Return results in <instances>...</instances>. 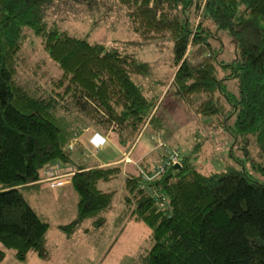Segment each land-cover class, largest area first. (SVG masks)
<instances>
[{
    "label": "trees",
    "instance_id": "obj_1",
    "mask_svg": "<svg viewBox=\"0 0 264 264\" xmlns=\"http://www.w3.org/2000/svg\"><path fill=\"white\" fill-rule=\"evenodd\" d=\"M116 1L126 5L136 35L109 44L46 18L59 2L95 9L106 0H0V261L5 248L22 262L32 250L47 258L49 222L23 188L38 185L54 160L71 162L69 143L86 126L116 125L132 135L148 124L161 127L158 88L170 76L160 77L141 56L151 41L160 48L173 40L176 70L169 92L188 107L196 104L201 115H220L224 103L230 104L220 125L235 139L252 134L264 155V0ZM28 30L60 68L45 96L19 78ZM218 32L233 44L229 61L220 59L222 47L211 41ZM229 79L236 93L227 88ZM200 148L181 153V165H169L150 180L140 172L125 176V206L152 229L144 264H264V181L234 163L205 173L195 162ZM121 170L80 166L71 178L77 215L60 228L71 233L89 218L96 227L105 224L116 190L98 183ZM156 191L167 195L165 206L157 204Z\"/></svg>",
    "mask_w": 264,
    "mask_h": 264
},
{
    "label": "rangeland",
    "instance_id": "obj_2",
    "mask_svg": "<svg viewBox=\"0 0 264 264\" xmlns=\"http://www.w3.org/2000/svg\"><path fill=\"white\" fill-rule=\"evenodd\" d=\"M106 1L95 9H90L85 4L59 2L48 8L46 18L50 22L56 20L76 35H92V38L109 44L112 41L127 42L123 40L135 37L126 13V5L116 0ZM191 11L190 18L196 25L199 17H196L194 9ZM212 27L215 29V26ZM211 41L214 47H222L219 57L223 61H229L234 56L233 44L225 32H218L216 37H211ZM166 43L167 45L157 48L160 50L158 54L164 58L162 60L164 63L169 62L173 55V40H170V43L166 40ZM22 57L19 78L37 95H47L51 78L60 72V68L45 50L41 39L30 30L23 46ZM151 66L153 68V64ZM226 83L229 91L237 92L234 79H229ZM206 96L208 95L200 94L199 98L203 99ZM168 102L167 100L166 103ZM195 105L188 108L193 121L178 133L179 147L176 148L180 152L182 150V153H189L197 145L201 147L198 149L200 151L195 162L205 173L223 169L226 164L234 163L245 167L252 176L264 181V155L254 136L239 135L235 139L232 133L220 125L223 123L224 115L230 112V104L224 103L225 109L222 110L221 117L219 114H198ZM185 115L188 114L180 113L179 118L186 120ZM233 119L234 116L227 118L231 124ZM168 133L165 131V134ZM159 149L164 150V147L161 146ZM55 161L63 160L53 162ZM47 166L40 179H45ZM44 182L31 188H23V193L49 222L47 258H40L32 250L29 252L28 261L22 262L15 258L13 248H5L6 255L0 264H144L142 256L151 247L152 229L138 220L131 213L132 209L124 206L122 202L124 190L122 189L121 193L120 186H114L116 183L119 184V180H115L111 185L114 188L119 187L116 191L120 204L116 203V209L107 212V222L96 227L92 223V218H89L71 233L63 231L60 225L71 222L77 215L76 189L71 182L59 189L48 188Z\"/></svg>",
    "mask_w": 264,
    "mask_h": 264
},
{
    "label": "crops",
    "instance_id": "obj_3",
    "mask_svg": "<svg viewBox=\"0 0 264 264\" xmlns=\"http://www.w3.org/2000/svg\"><path fill=\"white\" fill-rule=\"evenodd\" d=\"M157 48L159 47L156 43L151 41L143 47L141 56L149 61L151 65L153 64V71L160 77L170 76L169 82L163 88L161 87L159 89L160 86L158 88L161 91V96L158 100L156 110L161 116V121L159 122L161 127L155 129L152 125L148 124L141 132L132 135L129 133V130L127 131L116 125L107 128L92 123L86 126L80 134L71 139L69 143L72 157L71 162L55 161L49 163L48 166L62 162L65 168L63 171L69 172L70 167H74L75 171H77L80 166L92 168L94 166L120 165L122 170L117 178L108 181L100 180L98 184H101L99 187L104 190H118L119 187L114 188V186H120L119 190L122 193L126 175L138 174L141 169H156L172 149L179 147L177 145L178 133L185 126L190 125L193 120L190 116L189 107L184 100L172 95L168 90L176 70V67L173 66V55L170 58L171 62L164 63L162 61L164 58L161 57V54H158L160 50ZM167 100L169 101L168 103H166ZM180 113L188 114L185 115L187 119L182 120L179 118ZM165 131L169 133L165 134ZM161 146L164 147V150L159 149ZM73 175L70 174L67 182L63 186L57 187V189L63 188L71 182ZM115 180H119V184L111 185ZM35 183L39 184L40 182L37 180ZM122 197H124V194ZM122 202L125 206L124 198ZM116 203H118L117 191L113 210L116 209ZM118 219H120L119 216Z\"/></svg>",
    "mask_w": 264,
    "mask_h": 264
},
{
    "label": "built area",
    "instance_id": "obj_4",
    "mask_svg": "<svg viewBox=\"0 0 264 264\" xmlns=\"http://www.w3.org/2000/svg\"><path fill=\"white\" fill-rule=\"evenodd\" d=\"M180 162L181 152L177 148H174L171 152H169V154L164 158L163 162L158 165L152 173H149L144 169H141L140 173L143 175V178L145 180H150L160 172L164 171L169 165L177 164ZM63 170H65V168L63 167L62 162L49 165L46 170L45 179H40L38 180V182L41 183L45 181L44 183H46V186L49 188L63 186L69 179L70 174H74L76 172L74 167H70V169L68 170L69 172ZM155 198L159 206H165L168 202V197L165 192L156 191Z\"/></svg>",
    "mask_w": 264,
    "mask_h": 264
},
{
    "label": "water",
    "instance_id": "obj_5",
    "mask_svg": "<svg viewBox=\"0 0 264 264\" xmlns=\"http://www.w3.org/2000/svg\"><path fill=\"white\" fill-rule=\"evenodd\" d=\"M175 165L177 166V165H181V164H180V163H177V164H175Z\"/></svg>",
    "mask_w": 264,
    "mask_h": 264
},
{
    "label": "clouds",
    "instance_id": "obj_6",
    "mask_svg": "<svg viewBox=\"0 0 264 264\" xmlns=\"http://www.w3.org/2000/svg\"><path fill=\"white\" fill-rule=\"evenodd\" d=\"M181 164V163H180Z\"/></svg>",
    "mask_w": 264,
    "mask_h": 264
}]
</instances>
